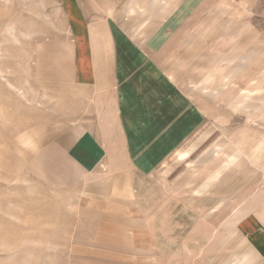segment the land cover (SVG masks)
<instances>
[{"label": "rangeland", "instance_id": "obj_1", "mask_svg": "<svg viewBox=\"0 0 264 264\" xmlns=\"http://www.w3.org/2000/svg\"><path fill=\"white\" fill-rule=\"evenodd\" d=\"M71 38L57 0H0V264H264L242 234L246 217L264 224V72L258 119L209 118L143 180L135 214H83L65 153Z\"/></svg>", "mask_w": 264, "mask_h": 264}, {"label": "crops", "instance_id": "obj_2", "mask_svg": "<svg viewBox=\"0 0 264 264\" xmlns=\"http://www.w3.org/2000/svg\"><path fill=\"white\" fill-rule=\"evenodd\" d=\"M247 1L57 0L72 32L65 153L84 176L81 213L135 214L143 180L209 118H259L264 13ZM242 229L264 261L263 220Z\"/></svg>", "mask_w": 264, "mask_h": 264}]
</instances>
